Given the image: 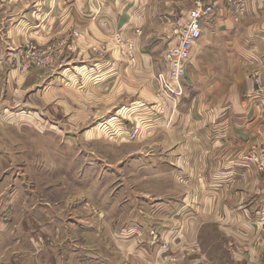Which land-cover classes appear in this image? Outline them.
<instances>
[{
	"label": "crops",
	"instance_id": "obj_1",
	"mask_svg": "<svg viewBox=\"0 0 264 264\" xmlns=\"http://www.w3.org/2000/svg\"><path fill=\"white\" fill-rule=\"evenodd\" d=\"M185 1L192 0H0V68L17 56L13 46L28 42L50 48L55 56L54 63L42 70L8 66L7 74L17 78L18 87L0 89L1 95L7 93L0 100L7 106L1 119L6 124L18 121V130L30 135L23 123L34 118L40 131V125L56 127L61 121L82 125L91 109L105 110L96 120L100 124L116 119L115 114L136 112L139 120L146 115L144 111L161 110L157 76L169 69L165 55L179 42L184 24L180 15H189L194 7L186 11ZM207 1L214 3L215 14L202 20L201 36L191 46L183 95L166 115L145 116L142 123L140 141L163 132L158 150L150 164L129 163L140 153L131 154L123 164L126 172L134 166L146 175L149 192L155 191L149 195L150 206L126 200L128 211L123 219L101 211L100 217L94 214L95 222L89 223L88 216L77 220L79 245L70 226L50 227L48 245L42 249L53 251L48 264H264V223L247 218L243 199L235 203L239 209H233L231 199L223 196L230 188L241 193L264 188V169L257 161L264 146V87L259 89L247 78L250 69H258L264 86V33L260 31L264 23L256 19L261 0ZM124 14L129 17L123 21L120 16ZM139 27L143 30L140 37L135 34ZM119 31L132 40L134 61L127 53L129 44L122 54L117 52L114 35ZM2 40L9 44L8 52ZM62 45V52L67 53L64 58L58 53ZM102 45L108 52L98 57L92 47ZM66 46L74 47V52ZM93 97L98 100L95 108L88 103ZM81 102L87 107L79 106ZM20 106L34 114L18 111ZM45 133L31 137L40 143L65 140L62 135ZM16 137L21 140L22 135L0 131V164L8 161L0 168L9 175L0 189L10 190L11 199L19 190L20 175L11 176L9 171L20 164L17 157L25 155L24 150H14ZM164 158L174 159L175 168L160 164ZM96 171L103 179L109 169L99 166ZM117 172L124 173L119 166ZM85 194L70 206L74 212L87 204ZM4 199L7 194L0 198ZM211 226L218 230L216 238L206 235ZM203 237L210 242L206 244ZM220 239L229 245L217 256L211 246ZM0 264L7 263L0 258Z\"/></svg>",
	"mask_w": 264,
	"mask_h": 264
},
{
	"label": "rangeland",
	"instance_id": "obj_2",
	"mask_svg": "<svg viewBox=\"0 0 264 264\" xmlns=\"http://www.w3.org/2000/svg\"><path fill=\"white\" fill-rule=\"evenodd\" d=\"M193 3V0L185 1V10L187 11L192 8L193 5H195ZM258 3L259 2H255L254 5L258 6ZM260 3L261 5L258 6V17H256V19L264 23V0H261ZM251 11L254 12L253 6H251ZM3 16L4 15H2V18ZM128 17L129 14L120 16L123 21L127 20ZM180 18L184 23L182 25L183 28L185 22H187L188 13L185 16L180 15ZM252 20H255V18ZM177 27L178 25L176 28ZM260 31L264 33V29L261 28ZM142 33L143 30L140 27L135 30L136 36L140 37L143 35ZM126 39L128 38L124 37L121 31L114 35V40L116 43H119L117 52L122 54L125 45L129 44L127 53L130 60L134 61L133 42L132 40ZM1 43L2 46L6 45L5 52H8V48L10 49L9 44L3 40ZM20 46H13L14 49H12V51L14 50L16 55H18V50L24 47ZM63 48L62 45L58 50L60 58L67 56V53L62 52ZM67 48L68 46H66V50L71 53L74 52V47ZM93 48L94 46L92 47V51L95 53ZM69 61L70 59H68L67 62ZM2 64L4 65V63ZM4 66V68H0V89H9V87L10 89L15 88L14 85L18 87L17 78H10L7 74L8 66L9 68L14 67L23 70L19 62L16 61V57L13 58L11 63ZM48 67L50 66L48 65L43 68L33 67L27 71L42 70ZM249 71H251V73L247 78L250 79L251 77L250 80H252L259 89L263 88L264 86H261L263 82L261 81L259 70L250 69ZM1 92L2 90L0 91V100L5 99V95L7 94L1 95ZM157 96L163 103L161 104V110L158 111L156 108H151L150 111H144L146 115L140 116L139 120L135 119L138 117L135 116L136 112H131V115H128V113H126L127 115L121 113L119 115L115 114L117 117L116 119H109L105 121V123L103 121V123L100 124L101 121L96 120H99L98 118L105 110L98 112L96 109H91V112L89 111L90 113H86V118L88 119L86 123L78 126L75 124V121L72 120L71 125L68 121H61L62 124L56 122V127H54V125H40L38 127L40 129L39 131L36 126V119L34 118V121L23 123L24 127L30 129V135L25 131L18 130L20 128V124H16L19 123L18 121L6 124L0 117V131L6 129L9 134L22 135L21 140L16 137L12 144L18 145V147L14 148L16 152L24 150L25 154L24 157H17V161L20 162V164L15 163V167L9 171V173L11 172V176L17 172L20 175L18 179L19 190L17 191V195L11 199L10 190L1 191L0 189V198L6 194L8 196L7 201L6 199L3 201L0 200V258L5 263H51L53 251L48 249L42 251V249L44 246L48 245L46 239L49 237V228L52 226H58L60 229H64V226H70L73 230L74 243L79 245L82 240L80 238V226L76 225L77 220L79 222V219H85V217L88 216L87 221L89 223L95 222L97 218L102 215L101 211L105 215H112L115 217L116 214L119 219H123L128 211L125 203L126 200H130L132 204H148V206H150L148 201L151 202L153 199H151L149 195H154L155 191L154 188H151L152 191L149 192L150 185L145 181L146 175L137 170L135 171L134 166L126 172L127 170L123 164H126L130 158H127L128 156L135 153L140 154L131 157L129 163L145 162L150 164L151 155L158 150L156 146L160 144V135L163 134V132L159 133L157 136H153L149 141H140L144 117L151 116L157 118L159 115H166L171 105L175 106L176 101L166 95L157 94ZM97 101L98 100L93 97L88 103L89 105L92 104L95 108ZM83 103L81 102L79 106L83 105V107H87V105ZM5 107L7 106L0 104V113H4L5 109L3 108ZM21 110L27 115L32 116L34 114L30 109L23 106L18 107V111ZM40 116L47 118L45 114L40 113ZM76 116L80 117V113L77 112ZM81 116L84 117L83 115ZM108 116H110V114ZM2 122L5 125L2 124ZM63 123H66V125L64 126ZM136 129L137 132L135 133L134 131ZM44 131L58 136L62 135L65 140L40 143L33 138L35 136L31 137L32 134H42ZM87 133L91 134L88 136L86 135ZM83 134H85V136H82ZM97 135L98 138L96 137ZM101 135L103 139L100 138ZM39 145H44L45 147H40ZM162 153L163 151L160 154ZM262 156H264V146L262 149ZM262 156H258L257 161L261 169H264V161L261 159ZM4 161L5 163L8 162L6 159ZM161 161L162 163L160 164H163L165 167L169 169L175 168L174 159L164 158L161 159ZM4 164H0V166ZM99 166H105L109 169V171L103 175V179H101V175L96 171V168ZM117 166H119V169L124 173L117 172ZM111 168L114 170L113 173L110 171ZM1 169L2 168H0V183L9 180V175L7 177L8 172L2 173L3 169ZM252 177L254 178L255 175L253 174ZM179 180L182 182L184 181L182 177H179ZM242 191L243 190L230 188V190L224 191L223 196L231 199V208L233 209H239L235 203L243 199L247 204V218L254 222L257 220L259 223H264V188H261L260 191L252 189L245 193H241ZM175 192L176 190L163 191L164 194H173ZM84 193L86 194L83 198L87 204H85L83 208L78 206V211L74 212L71 207L76 205L75 200L79 199ZM156 194L160 193L156 192ZM112 206L114 208L106 209V207L111 208ZM242 208L245 207L242 206ZM233 218L232 220H234ZM47 219H49V222ZM74 219L75 221H72ZM137 219L141 220L139 217ZM207 232V236H215L218 230L214 226H211L207 229ZM154 234L156 235V233L151 232L152 237H154L153 241H157L158 237ZM216 237L217 236L214 238ZM203 240L206 244L210 242L209 238L207 241L205 237H203ZM228 242V240L224 241L220 239L214 246H211L217 256L225 252L223 247L229 245ZM6 251L8 252L6 253ZM224 255H226V261H229L227 254Z\"/></svg>",
	"mask_w": 264,
	"mask_h": 264
},
{
	"label": "built area",
	"instance_id": "obj_3",
	"mask_svg": "<svg viewBox=\"0 0 264 264\" xmlns=\"http://www.w3.org/2000/svg\"><path fill=\"white\" fill-rule=\"evenodd\" d=\"M194 7L189 11L186 25L180 31L179 42L168 48L166 61L169 65L167 71L158 74V94L166 95L176 101L184 93V77L186 75V64L191 56V46L201 36V22L203 19L211 18L215 14V5L207 0H193ZM95 53L104 57L108 51L106 45L94 46ZM16 61L24 70L33 67H47L54 62V54L50 49L28 42L17 52ZM175 103V105H176ZM137 132V129L134 131ZM264 161V156L261 157ZM166 250L168 249L165 246ZM166 257V256H165ZM154 264V263H152Z\"/></svg>",
	"mask_w": 264,
	"mask_h": 264
}]
</instances>
